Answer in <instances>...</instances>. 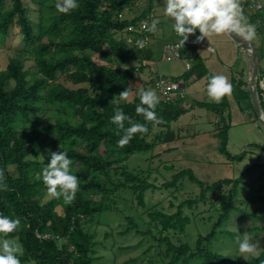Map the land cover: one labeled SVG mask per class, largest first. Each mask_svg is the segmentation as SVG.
<instances>
[{"label":"trees","instance_id":"1","mask_svg":"<svg viewBox=\"0 0 264 264\" xmlns=\"http://www.w3.org/2000/svg\"><path fill=\"white\" fill-rule=\"evenodd\" d=\"M156 1L79 0L78 8L64 14L57 11V0H29L35 8L25 0H0V46H6L15 31L23 43L19 54L0 70V172L7 186L0 190V213L20 221L15 232L0 236L21 248L22 264H103L99 248L106 245L92 226L121 211L120 202H130L133 211L116 236L141 239L131 247L119 246V251L147 242L144 254L150 264H264V249L248 261L215 249L221 236L238 242V234L225 229L233 213H244L252 221L247 231L255 238L264 232V226L258 225L264 222V185L256 190L251 183L245 186L256 165L239 177L211 185L190 168L160 180L156 169L128 165L135 154H148L161 144L182 139L181 129H173L172 124L189 110L184 107L185 96L167 101L158 92L156 112L162 123L153 126L135 110L139 95L127 102L119 96L127 88L133 91L134 82L149 66L146 62L153 60L149 39L154 33L144 30L143 23L153 20ZM240 3L243 11L251 9L250 0ZM249 23L258 27L264 17L256 13ZM198 35L197 30L184 46L179 42L181 59L190 64L175 82L184 87L192 77L211 76L199 53ZM140 40L146 41L144 48L138 47ZM27 60L33 62L34 71L26 69ZM259 75L264 74L259 70ZM246 91L241 95L252 102L249 87ZM257 96L264 114L259 88ZM196 105L220 116L216 136L227 154V97L220 103L196 101L191 107ZM117 109L133 122L147 124L149 132L119 145L124 131L111 120ZM58 151L72 159L79 178V190L70 203L63 197L44 200L48 191L42 170L51 153ZM163 169L174 170L168 164ZM158 191L171 194L167 207L163 201L148 202V193ZM242 191L247 193L245 200L240 199ZM212 212L217 213L215 220ZM205 226L208 230L203 233ZM111 237L114 232L106 233L105 241Z\"/></svg>","mask_w":264,"mask_h":264},{"label":"rangeland","instance_id":"2","mask_svg":"<svg viewBox=\"0 0 264 264\" xmlns=\"http://www.w3.org/2000/svg\"><path fill=\"white\" fill-rule=\"evenodd\" d=\"M25 1L32 8H35L29 0ZM257 1H260L262 5L264 4V0H256V3ZM163 2L164 0L156 1L152 13L153 20L159 21L158 30L153 32V37L149 39L154 51L153 60L146 62L149 66L145 68L140 78H137L134 82L130 99L138 96L141 89H154L158 94L153 83L156 76H163L168 81L177 82V79L188 71V62L185 60L175 59L169 61L166 59V46L176 42L179 43L180 40L177 39L175 41L177 37L172 28L174 21L164 14ZM240 2L246 3V0H240ZM254 3L255 1H250L249 7L251 9L243 11L248 22L252 12L257 11L264 17V9L257 10L251 6ZM255 26L256 35L252 41L261 57L259 70L264 74V23H260L258 27L257 25ZM214 35L216 37H213ZM224 39H232L234 43H237L229 34H223V37L213 34L200 41L199 48L203 61L206 60L207 62L205 65L210 74L225 75L233 85L232 94L226 96L229 102V107L225 113V119L229 124L228 153L226 154L221 150L222 140L216 136V129L219 126L218 122L221 119L220 116L198 105L191 107L196 101L215 103L207 95L208 78L192 77L185 87L181 89L186 99L184 107L189 110L172 124L173 129H181L184 137L172 143L161 144L148 154L133 155L128 162L131 168L156 169L155 177L160 180L169 179L176 170L190 168L200 180L207 185H211L221 179L239 177L244 171L256 165L257 167L247 174L245 186H248V184L250 186L251 183L253 189L256 190L261 185H264V121L256 114L251 104L252 102L241 95L244 91L247 92V87H249L247 82L251 80L253 68L250 71L249 64L251 61L254 62L253 52L243 48L238 43V46L237 44L232 46L229 43H223ZM22 48L21 36L15 31L7 41L6 46H0V70L5 69L9 59L17 56L19 54L18 51ZM205 56L207 59H204ZM25 67L26 69H32L33 62L25 61ZM153 155L157 156L153 157ZM166 164L173 167L174 170L167 171L163 169ZM159 167H162V169L159 170ZM196 192L198 193L199 190ZM262 194L264 195V190ZM246 196L247 193L242 191L240 199L245 200ZM52 198L53 196L49 193L44 196L45 201ZM170 199L171 194L167 192L148 193L149 203L163 201L167 207ZM222 199L217 202L216 210L220 207ZM129 205H131L130 202L128 205L120 202L121 211L109 213L108 218L103 220L102 223H96L92 226V229L97 232L98 240L106 245V248L103 246L99 248L100 255L104 257L103 264H124L125 261L136 257H139V260L132 264H150L147 255L144 254V251L150 245L147 242L138 248L118 250L119 246H134L141 239L135 235H130L126 238L116 236L118 232L124 229V225L127 223L125 217L132 214L133 210L128 208ZM238 205L245 207V204L242 203ZM253 209L250 208L249 211ZM212 214H215V220L217 213L212 212ZM251 225L252 221L244 213L239 212L233 213L225 229L237 233L239 239H242L247 234L253 243L258 244L259 255L264 249V232L260 237L255 238L253 233L249 234L247 231ZM258 225L264 226V222L259 221ZM237 228L239 232H237ZM206 229V226L202 227L201 231L205 233L208 230ZM110 232H114L117 244L114 243L115 237L108 238L105 241V234ZM215 249L227 255L241 256L238 253V242L234 243L226 236L220 237V240L216 242ZM150 254L153 255L154 253Z\"/></svg>","mask_w":264,"mask_h":264},{"label":"clouds","instance_id":"3","mask_svg":"<svg viewBox=\"0 0 264 264\" xmlns=\"http://www.w3.org/2000/svg\"><path fill=\"white\" fill-rule=\"evenodd\" d=\"M164 14L174 23L172 28L182 37L180 44L184 46L189 36L197 33L196 42L204 40L210 35L236 34L244 40H252L256 35V26L247 21L244 16L240 0H164ZM55 7L60 13H70L79 7V0H57ZM158 20L145 22L144 28L148 32L158 30ZM140 48L146 46V41H137ZM233 85L225 75H211L208 77L207 95L216 102L231 95ZM131 93L127 88L119 94L121 100L127 102ZM136 112L142 114L145 121L152 122L153 126L162 123V118L156 112L160 97L154 89H141ZM112 123L124 131L118 144H128L135 134H145L149 128L145 123L133 122L122 109H117L111 117ZM125 121L129 126L125 127ZM72 159L64 151L51 153L50 162L42 170V180L47 186V191L53 197H63L65 202H72L79 190V178L72 170ZM3 173L0 172V190L7 186L2 183ZM19 219H13L0 213V234L13 233L18 229ZM237 232L238 228H237ZM238 253L242 259L248 261L258 255V244L253 243L247 234L242 239L238 238ZM22 250L14 240L0 236V264H22Z\"/></svg>","mask_w":264,"mask_h":264},{"label":"built area","instance_id":"4","mask_svg":"<svg viewBox=\"0 0 264 264\" xmlns=\"http://www.w3.org/2000/svg\"><path fill=\"white\" fill-rule=\"evenodd\" d=\"M250 1H255L253 4V7L256 9H261V5L256 3V0H250ZM148 22V21H145ZM144 22V23H145ZM144 23H143V28H144ZM149 23V22H148ZM144 30H146L144 28ZM165 55L166 59L169 61L175 60V59H181V51H180V44L178 42L167 45L166 50H165ZM187 67L190 68V64H187ZM258 87L262 91V97L264 100V75L260 76L258 75ZM181 84L175 83L173 81H168L164 77L160 76L156 80V89L160 93V95L165 98L167 101H171L174 97L178 96L181 94L184 96V94L181 92Z\"/></svg>","mask_w":264,"mask_h":264},{"label":"water","instance_id":"5","mask_svg":"<svg viewBox=\"0 0 264 264\" xmlns=\"http://www.w3.org/2000/svg\"><path fill=\"white\" fill-rule=\"evenodd\" d=\"M231 36L234 38V40L241 45L243 48L252 51L253 52V70H252V76H251V80L249 82V87H250V92H251V96H252V102L254 105V109L256 114L259 116V118L264 121V114L262 112L261 109V104L260 101L258 100V96H257V90H258V75H259V69H260V55L253 43L252 40L246 41L244 40L242 37L236 35V34H231ZM182 87H184V84H181Z\"/></svg>","mask_w":264,"mask_h":264},{"label":"crops","instance_id":"6","mask_svg":"<svg viewBox=\"0 0 264 264\" xmlns=\"http://www.w3.org/2000/svg\"><path fill=\"white\" fill-rule=\"evenodd\" d=\"M257 4H260L261 5V10H263L264 9V4L262 5L261 4V2L260 1H257ZM260 11V10H259ZM257 13V11L256 12H252V14L251 15H254V14H256ZM177 37V36H176ZM213 37H216L215 35L213 36ZM218 37H223V34H219L218 35ZM177 39H178V37L176 38V40L175 41H177ZM220 39V38H219ZM219 41V40H218ZM229 43V44H231L232 46L234 45V44H237V43H234V41H232V39L230 40V39H224V41H223V43ZM220 43V42H219ZM237 46H238V44H237ZM201 50H200V48H199V53H201L200 52ZM226 55H228V53H226ZM203 56V55H202ZM232 58V57H231ZM203 59V58H202ZM204 59H207L206 58V56L204 57ZM204 63L206 64L207 62H206V60L204 61ZM249 66H250V71H251V69L253 68L252 66H253V61H251L250 62V64H249ZM251 73V72H250Z\"/></svg>","mask_w":264,"mask_h":264}]
</instances>
